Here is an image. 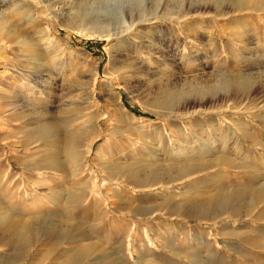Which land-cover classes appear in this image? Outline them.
Instances as JSON below:
<instances>
[{
  "label": "rangeland",
  "instance_id": "1",
  "mask_svg": "<svg viewBox=\"0 0 264 264\" xmlns=\"http://www.w3.org/2000/svg\"><path fill=\"white\" fill-rule=\"evenodd\" d=\"M243 2L0 0V221L28 232L0 264H264V0Z\"/></svg>",
  "mask_w": 264,
  "mask_h": 264
},
{
  "label": "bare ground",
  "instance_id": "2",
  "mask_svg": "<svg viewBox=\"0 0 264 264\" xmlns=\"http://www.w3.org/2000/svg\"><path fill=\"white\" fill-rule=\"evenodd\" d=\"M234 1V7L241 10L243 8V6L245 5V2H243V0H233ZM259 2V5L258 7H256V9H254L255 11H259V10H262L263 7H261L260 4H263L261 1H258ZM250 3V0H248V4ZM255 3V2H254ZM252 4H253V1H252ZM256 5V4H255ZM251 6V5H250ZM254 6V5H253ZM254 8V7H253ZM4 29L6 30V20H0V31H4ZM9 31L5 32V33H8ZM8 36V40L7 41H15V37L14 35L12 34H7ZM144 42V41H143ZM143 45V44H141ZM149 50L151 49H155L153 46L151 45H148V46H143ZM165 50V49H164ZM169 53V52H168ZM154 54V53H152ZM150 54V55H152ZM156 54V52H155ZM159 56V55H158ZM171 56H167L165 55L164 57V60H166L165 58H169ZM161 62L159 60H156V61H153V62H150V64L156 66L158 64H160ZM173 63H175L174 60H172L170 63L167 62L166 66H171L173 65ZM141 71L140 73L143 75V76H147L148 74H150L152 71L148 68L146 70H143L142 66H141ZM34 85V84H33ZM35 86H32V88H29L27 91L30 92V93H33L35 90H34ZM201 102H192L190 104H187V105H184L182 107H199L201 106ZM180 111V112H179ZM187 110L186 109H181V110H177L175 111V114L173 116H177V115H180L182 112H186ZM263 122H264V119H263ZM262 122V123H263ZM241 127V126H240ZM235 133L232 134V136H230L231 139H235V141H237L236 137L238 136H244V138L248 137V134L242 130V128H239L238 126V129L234 131ZM230 139V140H231ZM229 140V139H228ZM257 146V143L254 144ZM181 153V152H180ZM179 153V154H180ZM74 173V172H73ZM75 174V173H74ZM73 174H70L69 175V178L72 177ZM72 180V179H71ZM70 181V180H69ZM140 183V182H139ZM5 217V215H4ZM264 218V217H263ZM262 219V218H261ZM13 226H12V223L10 220L6 219V218H2V220L0 221V242H4V241H8V238H9V234L11 236L10 240L12 241H15L13 243H15L16 245L20 244V243H23V241L25 242L26 238H28V232L25 230L26 228L25 227H19V229H16V230H13ZM14 231V232H13ZM90 247V246H89ZM88 247V248H89ZM85 248V247H83ZM79 250V249H78ZM75 250L72 255L70 257H64L63 259V263L64 264H72V263H75L77 261H79L81 258L83 257H87V254L88 253V250L89 249H83V250ZM90 251V250H89ZM85 257V259H86ZM83 261V260H81Z\"/></svg>",
  "mask_w": 264,
  "mask_h": 264
}]
</instances>
